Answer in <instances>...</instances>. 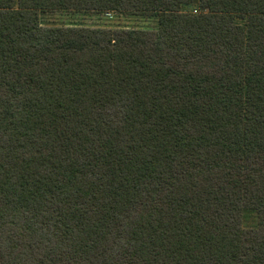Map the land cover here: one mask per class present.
<instances>
[{
	"label": "trees",
	"instance_id": "trees-1",
	"mask_svg": "<svg viewBox=\"0 0 264 264\" xmlns=\"http://www.w3.org/2000/svg\"><path fill=\"white\" fill-rule=\"evenodd\" d=\"M0 264H264V0H0Z\"/></svg>",
	"mask_w": 264,
	"mask_h": 264
},
{
	"label": "rangeland",
	"instance_id": "rangeland-1",
	"mask_svg": "<svg viewBox=\"0 0 264 264\" xmlns=\"http://www.w3.org/2000/svg\"><path fill=\"white\" fill-rule=\"evenodd\" d=\"M85 14H72L71 16L68 15H58V14H44L42 16L43 22L45 23H59L60 21L69 22L70 20H80L81 22L92 24L95 26H107V27H115L117 24L121 25H139L141 27L146 28V26H156L155 18H147L145 16H137L131 18H115L114 15H107L101 17H94L89 19V17L85 16Z\"/></svg>",
	"mask_w": 264,
	"mask_h": 264
}]
</instances>
